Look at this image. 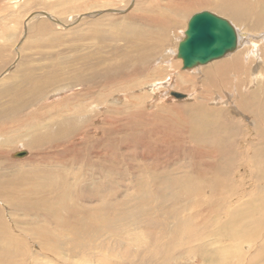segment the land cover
Instances as JSON below:
<instances>
[{"label": "bare ground", "instance_id": "1", "mask_svg": "<svg viewBox=\"0 0 264 264\" xmlns=\"http://www.w3.org/2000/svg\"><path fill=\"white\" fill-rule=\"evenodd\" d=\"M5 1H7V0H5ZM100 1H101L100 4L106 5L105 3L107 2V0H100ZM196 1L194 2L195 4L190 2V3L194 4L192 6H189V3L187 1H184V0H182V2H178V3H176V1H174V2L166 3L165 5L164 4L159 5V7H157V8L160 10V12H158V14L156 16H153V15L147 16L148 14L145 13L148 10L149 11L153 10V8L150 6L151 2L148 3V1H145V0L138 1L137 11H141L143 13L127 14L126 19L129 22H131V21L135 22V24L139 23V26L137 25V27H139V28L137 30H127L126 29L127 26L125 28H123V27L120 28L119 26H114L115 29H113V27L108 28V29L106 27H103L104 28V34H103V37L101 36L100 39L98 40V41H100L99 44L102 43V44L108 45L109 51L112 50L111 53L114 51V54L111 55V59H110L111 61L106 60L104 62V64L102 62H100V58H99L98 62H100V64H102V66H104V68H102V69L98 68L97 69L96 64L86 68V70L88 71L87 74H89V75H85L84 72L79 71L81 68L80 67L79 69L78 68L77 69L72 68V70H70L68 72L67 78H63V76H61V75L66 74V71H65V69L62 70L60 68L61 62L59 63V65L57 64V62H55L57 64V65L55 64L56 65L55 67L54 66H42L41 68L39 67L38 71H36L34 73H26L29 70L25 71V73H24L23 71L29 66L28 63H30L29 61L27 62V60L29 59V54H27L25 52V50L30 51V48L34 47L36 45H37L36 48H41L44 45V42H42L44 40H40L42 38H40L38 40L36 39L33 43L25 44L24 45V51H21L19 53L17 52L18 54L22 55L20 57V59H21L19 61L20 63L17 64L16 69L14 68L15 70L13 69L14 71H13L12 75L9 74V76H7L6 78H4L2 76L4 79L3 78L0 79V91L3 92V93L2 92H0V93H2V95H4V96L0 97V107H1L0 108V165L2 167H6L7 169H5V170L9 171V176H11L7 180H3L0 178V264H21L20 260H18L16 258L14 259V257L22 256V251L20 249V246L25 247L26 237L23 234H19L17 236L14 235L13 234L14 230H13L12 226L21 227V228H25V226H29L30 227L29 230L31 231V235L35 234L41 240V243H40V242H38V239H35L33 236H32L33 238H31L32 240H34L38 243L37 246L40 250V253L45 255V256L46 255L53 256L54 258H57L58 261H61V255L63 253L62 248L56 242L59 239L64 240L66 242V244H65L66 245V247H65L66 252L67 251L69 252V250H71V252H69V253H72L73 256H76V255L82 256L85 254L86 249L80 248L81 246H78L79 248H77L76 245H70V243H72L71 236L73 239L80 241L84 244H91L90 245V249L92 250L91 252H93V255H96V254H98L97 250H96L98 245L94 243L96 232L98 233V235H101V237H103L105 241L106 240L108 241V237H109L110 232H111V226H112L113 221L115 222V224H118V222H121L122 224H127L129 222L126 223V222H122V221L128 220L129 217H131V216L133 217V215L134 216H137L138 214L143 215L144 213H148V211L151 214L155 213L154 208H153L154 203H153V201L150 202V200L154 196L153 193H157L159 196L165 197L162 201V202H165V204L167 203V198H168V200H170V204H168V205L167 204L163 205L164 203L161 204V202L159 203L160 205L159 204L157 205L156 210H159L158 212L161 213V215L164 214L163 217H161V215H160V219H159L158 223L163 224L164 226H167L168 223L170 224L171 219L173 218L171 216L173 215L175 217V222H174L173 226L177 227V228H175V230L181 229L183 232V236L188 239V242L192 241L189 239L190 237L188 238V234H189L188 233V231H189L188 226H190V225L193 226V224H194V227L196 225V227H200V228L206 229L207 227L208 228L210 227V228L215 229L220 225V221H221V228L223 229V226H224L226 229L225 232H228V230L230 231L227 234L229 236L226 237L225 240L231 241V240H237V239L242 237V232H245L246 229H244V231H242L241 225L244 221L252 220L251 217H253L254 213L257 214L258 212H260L261 213L260 216H262V219L264 221V202L260 206H255L254 201H249V202L247 201L248 203H246V204H244V203L238 204L237 201H235L238 205L235 204V205H237L236 208L233 206L235 208L234 214L231 215L230 218L228 217V219L225 218L223 220L222 214H220L219 208L217 206L215 208L213 207V205H215V203H214L215 201H212L211 199H213V198H211L209 195L205 196L206 201H204L202 199V195H201V197L199 196L200 198H199L197 205H196L197 208H193V212H191V213H194L196 215L188 214L189 212L186 213L185 209L188 208L189 204L186 205V204L180 202V200L181 201L190 200V199H188L190 197L188 188L183 189L186 192L185 193L186 197L184 199L180 196V191L177 193L174 191V189H178V186H176L174 184H176L177 180H182L181 181L182 184H184L185 182L188 183V180L190 178V177H188V175H181V176L178 175V176L172 178V177H169V174H168V177L172 178V180L170 181L169 184H170V186H172V185L173 186L169 187V189H167V190H164L165 188L162 187V185H164V184H162V183L160 184L158 182V180H155V183H152L147 179V180H144L142 182H139L140 185L138 184V182H136V184H138V186L136 188L138 190V193L140 195H142V197L135 196V199L132 196V194L126 196V198L121 200V199H119L117 194L115 196V194L114 195H108V194H103V193L97 194V192H95L96 194H94L90 198V200L86 199L84 201V202L89 201V203H91L90 201L93 198L94 201L96 202V204L91 205V206L89 205L90 207L87 205H83L82 202L76 203V201H75V199L78 197V193H80V199L84 200L85 195L87 194L86 189H88V188H91L92 191H94V190H96V191L105 190V188L107 189L109 186L108 181H110V179L108 181H107V179L112 178L111 177L112 174L116 171L115 170L116 167L114 168V166L112 165V162H115L117 160V156L114 155L112 152V144L113 143L112 144L110 143L113 140V137L111 136V132L113 130H115L116 126L114 127L113 125L116 124V120L110 114H107V115H105L106 118H105V121L103 122L105 127L101 128L99 130H97L96 128L94 129L92 123L88 124V118H89L88 115L90 114V107H92V106L88 104L90 101L88 103L84 101L85 98H87L88 100H91V99H93L94 93L97 90H105L109 84H111L113 86H115V85L118 86L119 84L126 81L130 77L137 76V75L141 76V75L147 73L148 72L147 69L148 70L151 69V68L149 69L148 67H151L150 65L153 64L152 62H154V60L157 58V57H152L157 46L161 45L162 40L165 39L164 37L166 36V34L168 35L172 30L177 29L176 26H178L181 23L182 17L184 15H186V13L190 9L207 6V7L212 8L213 10L218 11L220 14L225 15V16L230 17V18H232L233 14L236 13V15H238L237 17L239 19H235V18H232V19L239 26L244 25V24L247 26L245 21L247 20L248 17H251V19L253 18V24L258 29H259V24L264 23V22L258 23L262 14H264L263 13L264 0H245V1L244 0H218V1H210V0L209 1H201V0L198 1V0H196ZM30 2L32 3V1H30ZM53 4H55V3H53ZM80 5H82V4H78L77 6L75 5L73 7V10L81 8ZM238 8H241V9L238 10ZM99 9L96 8L95 10L101 11ZM107 10L113 11V13H117V14H121V13L123 14L124 13V11H122L120 13L119 10L116 9V7L110 8V9L108 7ZM81 11H83V10L80 9V13H81ZM96 11L93 10L92 12H85V15H92L94 13H97ZM201 11H208V10H201ZM198 12H200V11H198ZM208 12H211V11H208ZM195 13H197V12H195ZM211 13H213V12H211ZM40 14H45V16H47L52 21L53 20L57 21L56 18H58L57 16H55V18L50 16L49 14L52 15L51 12L49 14H46V11L44 12L43 10L38 11L35 15H40ZM213 14L220 16L219 14H216V13H213ZM191 16H189V18ZM221 17H223V16H221ZM223 18L226 19V17H223ZM115 19L111 18L108 21H107V19H105L106 24H108V22L115 21ZM251 19H249V21H251ZM116 20H118V19H116ZM11 21H12V23H16V21H13V19H11ZM98 22H99V24H102L104 21H102V22L98 21ZM187 22H188V20H187ZM125 23L127 24L128 22H125ZM58 24H60V23H58ZM128 24H130V23H128ZM185 27L187 28V26H185ZM255 27L253 28V30L254 29L256 30ZM52 28L53 27L49 23L39 22L38 24L31 26L30 32L32 34H36L37 36H39L40 34L52 33ZM101 28H102V26L99 28V30ZM186 28L183 31L182 38L178 42V46H179V43L181 42V40L185 37ZM235 29H236V27H235ZM236 31H237V46H236V48L240 44V37L241 36H243L242 39H245L247 42H249V44L243 42V49L240 47L242 50L238 51L236 54L235 53H233V54L228 53L229 55H227L228 56L227 58H225L221 61H217L215 63H213V61H214L213 60V61H211L212 63L209 62L210 64H208L207 66L202 67L201 69H198L196 71V73H194V74L192 73L194 76H197L196 78L199 79L197 81L200 82V89H198L199 88L198 86L195 87L193 85L192 81H193L194 76H191V74L188 75V73H186V74H183L182 76H179L177 81H175V88L180 89V90H184V91H188V89L192 90V89L196 88L194 90V93L196 94V97H195L196 101L192 104H189V105H179V106L174 105V106H168L167 108L178 107V112L184 117V121H185L184 129L188 130V131L186 130L188 132V140L191 143H193V145L189 146L190 150L194 149V151L196 152L195 147H194V144H196L198 147L201 148L202 155L204 158L210 159V157H211L213 159L212 163L210 162L212 164L211 174L213 172L215 175L214 177L216 179L213 178V174H212V178L214 180L212 179L209 182L210 185H212L214 183H218L221 180L220 178H229L232 176H236V178L237 177L245 178V177L249 176V178H255V179H253L255 182L253 181L254 185H252V186H254L256 188V190L254 189L255 191L253 193V196L255 199L260 200L264 197V181L263 182H257V180H262L261 178H264V96H260V94L263 95L264 92H263V90L260 89L259 92L256 94V96H254V98L252 99L254 92L253 93H245L246 90H245L244 86H242L236 79V78H247V80H245V79L242 80V82L246 83V81H248V77H249V80H252L253 76L256 75V73L255 74L253 72L250 73L251 68L243 69V68L238 67L240 64L239 63L240 58L238 57L239 55H242V57H244L246 59V61L248 59L250 60L251 56H253V55H252V51L249 50V46L252 43V41H251L252 39L251 40L247 39V37H246L247 32L240 33L238 30H236ZM245 31H250V33H251L252 29L250 30L247 27ZM5 33H7V32H5ZM5 33L0 32V69L4 68L7 64H9L11 61V57H12V53L7 52L8 49H10L11 45L8 46V44L6 43L7 38L4 37ZM13 33L14 32L11 30L8 31V34H13ZM54 33H56V32H54ZM261 37L262 36H260L259 38H261ZM152 38L154 39V41H152L151 44H149V41L153 40ZM118 39H119V44L121 41L120 39H122V41L124 42V44L122 46L114 43V42L118 41ZM10 40H12V38ZM51 41H53V40H51ZM250 41H251V43H250ZM49 44L51 45V43H49ZM253 44L255 45L256 42ZM258 44H259V42H258ZM104 47L105 46H103V48ZM99 50L100 49H98V52H99L98 55L100 54V56H103L102 52L100 53ZM177 50H178V47H177ZM49 52H47L46 54L50 55L52 51L50 52V54H49ZM4 53H6V54H4ZM43 53H44V51H43ZM92 53H94V52H92ZM239 53H241V54H239ZM41 54H42V52H41ZM81 54L83 55V53H81ZM89 54H87V55H89ZM38 55H40V53ZM84 55H86V54H84ZM176 55L178 57V52H176ZM86 56H85V60L88 58ZM47 57H45V58L43 57L44 58L43 61ZM41 58H42V56H41ZM83 58H84V56H83ZM106 58H104V60ZM55 59L52 60V58H51V60H49V61L52 62ZM77 59H79V58H77ZM80 59H81V57H80ZM252 59H254V58H252ZM65 60H66V58H65ZM173 60H174V58H173ZM241 60H243V59H241ZM88 61H90V60H88ZM41 62H42V60H41ZM58 62H59V60H58ZM38 63H39V61H38ZM52 63H54V62H52ZM162 63L164 64V62H162ZM180 63H182L181 59H180ZM49 64H51V63H49ZM75 64H76V62H75ZM174 65L176 67L178 65V63H176ZM66 66L72 67V66H68V65H66ZM249 67H251V66H249ZM73 69H74V72H73ZM81 69L83 70V68H81ZM161 69L163 70V68H161ZM165 71L167 72L166 68H165V70H163V72H165ZM22 72L24 73V75H21ZM29 72H31V71H29ZM158 72H160V71H158ZM230 72H232V77H231V75L229 76ZM16 73L20 74V75H16ZM198 73L200 76L198 75ZM164 77H166V76L164 75ZM60 81H62V83L57 84ZM64 81L69 82V84L64 85ZM167 82H172V81L169 80ZM132 83H134V81ZM23 84H25V85L20 89L19 92H14L13 89H11V88H13L12 86H20ZM98 84H100V85H98ZM157 84H159V83H154L153 85L156 86ZM194 84H195V82H194ZM210 84L212 86L213 85L214 86L212 88H210L209 87ZM121 85H124V83H122ZM65 86L68 87V89H67L68 92L71 90V92L73 91L74 94L68 95L65 98V100L62 97L63 99H61L60 101H57L56 96L53 94L55 96L54 97L51 94V92L52 91H58V94L59 93L65 94L66 93L65 88H67ZM136 86L137 85H135V84H132L131 86L127 85V87H122L119 85L118 86L119 88H117V91H125L126 92V91L133 89V91L135 92ZM167 86H169V83L167 84ZM26 87H27V89H25ZM214 88H216L219 92V95H218V97H220L219 99H222L225 96H227L226 100L228 102L231 101L234 106H237V108H239V110L243 111L244 115L249 117V119L251 121V125L253 127V130L255 132V137L252 139L253 142L249 143L252 140L247 142V139L250 138L249 137L250 131L248 132V134H246L247 136H245L244 129H242L243 128L242 125L239 122H236V121L234 122L229 117L228 114H227V116L224 115L225 114L224 109L208 108L209 107L208 102L211 99L209 100L207 97L212 94V89H214ZM149 89H151V88H149ZM156 89H157V87H156ZM170 90H168V94L173 96L174 91H170ZM7 91H9V92H7ZM184 91H182L183 93L180 92L182 94V97H180V99H183V98L186 99V98H189V95L191 96V94L188 95ZM4 92H6V93L4 94ZM102 93L103 94H101L99 96V98L94 97L96 99H93L94 100L93 102L96 103V105L97 104L101 105V104H104V103H107L108 101H110L111 97L108 96L109 92L107 93V91H103ZM155 93L158 94L160 92L155 91ZM191 93L193 94V92H191ZM213 93H214V90H213ZM49 95L52 97L51 99H53V100L49 99ZM215 95L216 94L212 95L213 99L216 97ZM7 96L10 98H7ZM128 96H130V95L128 94ZM122 97H124V96H122ZM156 97H158V96H156ZM139 98L140 97L135 98V101L137 102V106L139 105V102H141L143 100V98H141V99H139ZM137 99H139V100L137 101ZM189 99L191 100V98H189ZM233 99L236 100V104H235V101H233ZM250 99H252V100H250ZM113 100H115L114 102H116L117 99H113ZM215 100H216V98H215ZM9 102L13 103V105H9L8 104ZM91 102H92V100H91ZM118 103H120V102H118ZM151 104H153V103H151ZM66 105L72 106V109H70L69 106H66ZM14 111L19 116H23L25 114V117L17 119V120H15V122L13 121L14 125H16V127H13L12 125H10L6 120L1 121V118H4L5 115H7L11 112H14ZM148 113L149 112L144 110V108L138 106L135 111H132L131 116H144ZM11 115H12V113H11ZM93 115H91L92 116L91 118L95 117V114H93ZM8 117H10V116H8ZM115 117H117V115ZM144 118H146V117H144ZM8 121H9V119H8ZM89 121H90V119H89ZM135 121H136V119H135ZM13 122L11 124H13ZM143 123H144V121L141 120L138 123H136V125H142ZM123 125L125 126V124H123ZM20 126L22 127V129L20 128ZM81 126L83 127L84 131H87L88 133L94 132L91 139L87 140L86 138L83 139L80 136L76 137L74 135V130L78 129ZM112 126H113V128H112ZM116 128H120V127H116ZM130 128L131 127H122L119 129V131H128ZM19 131L22 132L21 134L19 133L20 135L17 134ZM9 132H10V134H9ZM80 132H81V130H80ZM37 133H38V135H37ZM95 136H97V137H95ZM79 139H82V141H83V143H82L83 149L86 151L85 156H88L90 154V156H96V158L98 159V165H99L98 168L99 169L97 167H95V170H97V171H94V169H91L94 166H91L90 169L88 168L89 172L85 171V170H84L85 172L78 170L79 165L77 163L76 158L73 157V155L76 152H78V150H79V147H78V142L80 141ZM27 140H29L30 143L26 142ZM137 140H138V136L136 135L135 132L131 131L126 136L125 141L123 143L115 146V147L122 148L123 145H125V144H132V143L139 144V142H137ZM20 141H21V146H23L24 148H27V149L36 150L37 154L34 155L30 159V161H28L24 165H13V164H11L12 160L9 163V160L7 158V150L10 149L11 147H13L15 145V143H19ZM43 145H47L51 149V151L47 152V153H43V151L41 152L40 148ZM243 145H245V146L243 147ZM33 148H36V149H33ZM23 151L24 150L21 149V151H18L17 153H19V152L21 153ZM24 154H26V150H25ZM28 157H26V158H28ZM143 157L156 158V153H150V154H147ZM23 158H24V156H23ZM239 167H246L248 170L246 171V173H238L237 174V170ZM70 168H72L76 171H70L69 170ZM173 170H176V168H174ZM147 171H150L154 174V172L157 171V166H151L150 168L147 169ZM142 173H143L142 171H139L137 174H135V176H137L138 178H141ZM4 174H5L4 177H6V173H4ZM198 174H200V173H198ZM116 175L121 180H122V178H125V172H117ZM186 178H188V179H186ZM119 183H120V181H119ZM232 183H231V186L233 185ZM79 184L80 185L82 184V185L78 186ZM116 184H117V182H116ZM120 184H122V182ZM89 185H93L94 190L92 187H88ZM228 185H230V183ZM114 186H116V185L114 184ZM125 186H129V187L131 186L133 189V187H135V184L134 183L122 184V187H125ZM212 186H210V187H212ZM220 186H221V181H220ZM203 188L204 187H202V191H203ZM237 188L239 189V187H237ZM189 189H190V187H189ZM234 189H235L234 193H236L237 190L235 187H234ZM168 190H169V192H168ZM113 191H115L117 193L120 192L117 190H113ZM191 191H194V190L191 189ZM163 192L165 195H163ZM167 192H168V196H166ZM181 192H183V191H181ZM222 192H224V191H222ZM132 193L135 195L137 194V192L134 190L132 191ZM210 193H211V191H210ZM242 193H243V191H242ZM88 194H90V193H88ZM247 194H249V192ZM68 195L69 196L71 195L70 196L71 200L68 198ZM90 195H92V194H90ZM193 195L194 194H192V196ZM235 195L236 194H234V196ZM211 196L213 197V195H211ZM253 196L251 198H253ZM146 197H147V199H146ZM169 197H172L173 199H169ZM155 198H157V197H155ZM254 198H253V200H254ZM223 199H224V197H223ZM223 199L221 201H223ZM225 200H226V198H225ZM243 200H245V198ZM190 201L192 202V199ZM230 201H232V200H230ZM263 201H264V199H263ZM179 202H180L179 205L181 206L180 208H179V206H177V204ZM218 202H219V200H218ZM195 203H194V205H195ZM226 203H228V202L226 201ZM232 203H234V202H232ZM221 204H223V203H221ZM224 204H225V202H224ZM194 205H192V206H194ZM232 205H234V204H232ZM174 206H177L178 208H175ZM1 207L7 208L11 212V214L20 213L23 217L14 218L13 220H11V224H10L9 221L5 220V218H4L5 216L3 217V214H2L3 211L1 210ZM212 207L214 208L213 212H211V209H210ZM221 207H223V205H221L220 208ZM173 209H174V211H172ZM231 209H232V207H231ZM249 209L251 212H254L250 215L251 219H248V217L246 218L243 215V214H245V211L249 212ZM227 210H228V208H227ZM171 211L174 214H170ZM231 211H233V210H231ZM243 211H244V213H243ZM212 213H213L214 217L212 215V219H210L209 217L211 216ZM201 215H202V217H200L201 220H198L197 217L201 216ZM255 217H258V216H255ZM172 220H174V219H172ZM255 222L253 223V225H255ZM231 223L233 224V226H232L233 228L230 227ZM151 229L152 228H150V230ZM157 230H158V228H157ZM209 230H211V229H209ZM257 230H258V228H257ZM200 231H202V230H200ZM162 233H163V230H162ZM192 233H193V231H192ZM260 233H261V235H259V232H258L257 237L256 236L254 238L251 237V238L247 239L243 244L241 243V246L245 244L247 247L248 246H253V248L258 247V252L254 253V255L252 257H249V259L246 262H243L244 264H256V263L260 264V262L264 263V226H261ZM168 234L172 235V231L168 232ZM207 234H208V231H207ZM211 234H213V232ZM225 235H226V233H225ZM250 236L251 235H249V237ZM49 237L52 241L53 240L54 241L49 242L48 241ZM154 238H155V236H154ZM191 238H192V236H191ZM255 238H258L260 240L258 242H255V241H253ZM163 239H164V235H163L162 239L158 236L159 242H161V241L163 242ZM154 240H156V239H154ZM198 240H199V238H198ZM116 242H118V241H116ZM102 244L105 245L104 242ZM106 245H107V243H106ZM83 246H86V245H83ZM155 247H156V245H155ZM155 247H154V249H155ZM247 247H245V248H247ZM142 250L143 249H141V251ZM152 250H146V251L144 250L143 252H136V253L137 254L142 253L144 255H147V257H148L149 255L154 254ZM18 252H19V254H18ZM25 255L26 256L28 255V251L25 252ZM122 255H123V253H122ZM201 255L204 256L205 258H207V256H205L203 253H201ZM123 256H124L123 258H125L126 254ZM48 257H47V259H48ZM126 257H128V256H126ZM144 257L146 258V256H144ZM44 258L45 257H43V259ZM192 258H194V257L192 256ZM138 260H140V261H138ZM137 261L139 263H142L141 259H139V258L137 259ZM223 262H226V257L221 262H218L216 264H222ZM34 263H32V264H34ZM55 263H57V262H55ZM133 263L135 264V261ZM206 263H207V261H206ZM148 264H151V262Z\"/></svg>", "mask_w": 264, "mask_h": 264}, {"label": "rangeland", "instance_id": "2", "mask_svg": "<svg viewBox=\"0 0 264 264\" xmlns=\"http://www.w3.org/2000/svg\"><path fill=\"white\" fill-rule=\"evenodd\" d=\"M30 1H32V3ZM75 1L76 0H17V1L16 0H7V1L0 0V32H3V33L7 32V33H5L4 37L7 38L6 43L8 44V46L11 45L10 49H8L7 52L12 53L10 63L7 64L4 68L0 69V79L3 77L6 78L7 76H9V74L12 75L13 71L17 67V64L20 63L19 61L21 60L20 57L22 55L18 54V53L21 51H24V45L27 43H33L36 39L38 40L40 38H42L40 40H44V41H42V42H44V45L41 48H36V46H37L36 45V46H34L35 48L31 47L30 51L25 50V52L27 54H29V59L27 60V62L29 61L30 63H28L29 66L23 71L24 73H25V71H28V70L31 72L28 71L26 73H34V72L38 71L39 67L41 68L42 66H54L55 67L57 64L59 65V63L61 62L60 68L62 70L65 69V71H66V74L61 75V76H63V78H67L68 72L70 70H72V68H74V69L78 68L79 69L80 67L83 68L84 71L81 68L79 71L84 72L85 75H89V74H87L88 71L86 70V68L96 64L97 69L98 68L102 69V68H104V66H102V64H100V62H102L104 64V62L106 60L109 61L111 59V55L114 54V51L112 53H111L112 50L109 51L108 45H105L102 43L99 44L100 41H98V40L100 39L101 36L103 37V34H104V28L103 27H106L107 29L113 27V29H115L114 26H119L120 28H122V27L125 28L126 26L127 27L129 26L130 28L126 27L127 30H137L139 28V27H137V25L139 26V23L135 24V22H133V21L129 22L126 19V17H127V14H131V13H138V14L143 13L141 11H137L138 1H140V0H107V2L105 3L106 5L100 4L101 3L100 0H90V1L89 0H77L76 2ZM145 1H148V3L151 2L150 6L153 8L152 11L148 10L145 12L146 14H148L147 16H151V15L156 16L158 14V12H160V10L157 8V7H159V5H162V4L165 5L166 3L174 2V1H176V3L182 2V0H145ZM184 1H187L189 3V6H192L195 4L194 2L196 0L195 1L194 0H184ZM198 1H200V0H198ZM201 1H209V0H201ZM210 1H218V0H210ZM190 2H192L194 4H192ZM53 3H55V4H53ZM78 4H82V5H80L81 8L73 10V7L75 5L77 6ZM108 7H109V9L116 7V9H118L120 13L122 11H124V13L123 14L122 13L121 14L113 13V11L107 10ZM96 8L101 10V11H96L95 10ZM80 9L83 10V11H81V13H80ZM92 9L94 11H96L97 13H94L92 15H85V12H92L93 11ZM239 9H241V8H238V10ZM41 10H43L44 12L46 11V14H49L51 12L52 15L51 14H49V15L54 17V18H55V16H57L58 17V18H56L57 21L56 20H53V21L50 20L47 16H45V14L35 15L38 11H41ZM201 10H208V11H211L213 13L219 14L220 16L226 17V19L228 21H230L236 27V30H238L240 33L247 32V35H246L247 39H249V40L252 39L251 40L252 43L250 41L251 45L249 46V50L252 51L253 56H251L250 60L248 59L246 61V59L244 57H242V55H239L238 57L240 58L239 59L240 64L238 67L243 68V69L251 68L250 73L253 72L254 74L256 73V75L253 76L252 80H249V77H248V81H246V83L242 82V80H244V79L247 80V78H236V79L242 86H244V88L246 90L245 93H253L254 92L252 99L254 98V96H256V94L259 92L260 89L263 90V92H264V74H263L264 73V49H263L264 48V35H263L264 34V27H263L264 23L259 24V29H258L253 24V18L251 19V17H248L247 20L245 21L247 26L245 24L239 26L232 19V18L239 19L237 17L238 15H236V13L233 14L232 18H230V17H227L225 15L220 14L218 11L213 10L212 8L207 7V6L190 9L186 13V15H184L182 17L181 23L178 26H176L177 29L172 30L168 35L166 34V36L164 37L165 39L162 40L161 45L160 46L158 45L160 48L157 46V48L155 49L152 57H157V58L154 60V62H152L153 64L150 65L151 67H148L149 69L150 68L151 69L150 70L147 69L148 72L146 71L147 73L143 74L144 76L143 75L133 76L134 78L130 77L126 81L122 82V83H124V85H121L122 83L119 84L122 87H127V85L131 86L132 84H135V85H137L135 87V92L133 91V89L126 91V92L125 91H117V88H119L118 87L119 85L117 86L114 84L115 86H113V85L109 84L105 90H97L93 96V99H96L97 97L99 98V96L101 94H103L102 93L103 91H107V93L109 92L108 96L111 97L110 101H108L107 103H104L101 105H98V104L96 105V103L93 102L94 101L93 99H91L92 102H91V100H88L87 98L84 99V101L87 103L90 101L88 104L92 106V107H90V114L88 115L89 116L88 124L92 123L94 129L96 128L97 130H99V129L105 127L103 122L105 121V118H106L105 115H107V114H110L112 117L115 118L116 124L113 125L114 127L116 126V127H120V128H122V127H131V128L128 131H119L120 128L115 127V130H113L111 132V136L113 137V140L110 143L111 144L113 143L112 144V152L114 155L117 156V160L115 162H112V165L114 166V168L116 167L115 168L116 171L111 176L112 178H108V179L106 178L107 181L109 179L111 181V182L108 181L109 182L108 188L107 189L105 188V190L96 191V190H94L93 185H89L88 187H92L94 191H92L91 188L86 189L87 194L85 195L84 200L80 199V193H78V197L75 199L76 203L82 202L83 205H87V206H89V205L91 206V205L96 204V202L94 201L93 198L90 201L91 203H89V201L84 202L86 199L90 200V198L94 194H96L95 192H97V194H102V193L108 194V195H114L115 194V196L117 194V196L121 200L126 198V196L132 194V196L135 199V196L142 197V195H140L138 193V190L136 188L138 186V184L140 185L139 182H142V181L148 179L150 182L155 183V180H158V182L160 184L161 183L164 184V185H162V187L165 188L164 190H167V189H169V187L173 186V185L170 186V184H169L170 181L172 180V178L176 177L178 175L179 176L188 175V177L191 178V179L189 178L188 183L185 182L184 184H182L181 183L182 180H177L176 184H174V185L178 186V189H174V191L176 193L180 191V196L184 199L186 197V194H185L186 192L183 189L188 188L189 196H190L188 199H190V200L192 199V202L190 200H188V201L187 200L186 201L180 200V202H182L186 205L189 204L188 208L185 209V212L186 213L189 212L188 214H191V215L192 214L196 215V214L191 213V212H193V208H197L196 205H197V202H198L199 198L201 197V195H202V199L204 201H206L205 196H207V195H209L211 198H213V199H211L212 201H215L214 202L215 205H213V207L215 208L217 206L219 208V211H220V214H222L223 220L225 218L228 219V217L230 218L231 215L234 214L235 208L237 207L238 204H243V203L246 204L249 201H254L255 206H260L264 202L263 201L264 197L260 200H257L254 198L253 193L256 190V188L252 185H254L253 179H255V178H249V176H247L245 178H239V177L236 178V176H232L229 178H220L221 179L220 180L221 186H220V181L218 182L219 184L214 183V184H212L213 186L210 185L209 182L213 178L216 179L214 177L215 176L214 173L212 172L213 178H212V174H211V167H212L211 163H212L213 159L211 157H210L211 160L208 158H204L202 155L201 148L198 147L196 144H194L196 152L194 151V149L190 150L189 146L193 145V143H191L188 140V132H187L188 130L186 129L187 130L186 131L184 129V127H185L184 117L178 112V107L167 108L168 106L189 105V104L194 103L196 101V98H195L196 94L194 93V90L196 88H194L192 90L188 89V91L176 89L175 88V81H177L179 76H182L183 74H186V73H188V75L191 74V76H194L193 74L196 73V71L198 69H201L202 67H205L208 64L212 63V62H210V63H207L205 65H200L197 67H193L192 69H186L185 70V69H182V63H180V58H178L176 55L178 42L183 36V31L186 28L185 26H187L186 22H187L189 16H191L195 12H198ZM263 13H264V9H263ZM111 18H114V19L116 18L118 20L115 19V21L108 22V24H106L105 19H107V21H108ZM11 19H13V21H16V23H12ZM249 19H251V21H249ZM98 21H100V22L104 21L102 23L103 25L99 24ZM39 22L49 23L53 27L52 33L40 34L39 36H37L36 34H32L30 32L31 26L38 24ZM125 22H128L130 24H128V23L126 24ZM260 22H264V14H262L261 18L259 19L258 23H260ZM58 23H60V24H58ZM101 26H102V28L99 30V28ZM247 27L250 30L252 29V31H251V33L253 32L252 34L250 33V31H245ZM254 27L256 28V30L255 29L253 30ZM9 30L13 31L14 33L8 34ZM54 32H56V33H54ZM260 36H262V37L259 38ZM11 38H12V40H10ZM242 38H243V36L240 37V44L241 45L239 44L238 47L233 52H231L229 54H233V53L236 54L238 51L242 50L243 49V42L249 44V42H247L245 39H242ZM51 40H53V41H51ZM120 40H121L120 44H119V39H118V41H116L114 43L122 46L124 44V42L122 41V39H120ZM152 41H154V39L149 41V44H151ZM255 42H256V44L254 45L253 43H255ZM258 42H259V44H258ZM49 43H51V45ZM103 46H105V47L103 48ZM98 49H100L99 51H100V53L102 52L104 57L100 56V54L98 55V53H99ZM43 51H44V53H43ZM46 51L47 52L52 51L51 54L53 56L50 54V52H49L50 55L46 54L47 53ZM41 52H42V54H41ZM92 52H94V53H92ZM6 53H4V54H6ZM39 53H40V55H38ZM81 53H83V55ZM84 54H86V55L89 54V55L86 56ZM94 54L95 55L97 54V55L95 56ZM229 54H227V55H229ZM239 54H241V53H239ZM227 55L224 56V58H222V59L214 60L213 63L227 58L228 57ZM41 56H42V58H41ZM83 56H84V58H83ZM85 56L88 57L89 59L88 58L87 59L90 61H88L87 59L85 60ZM43 57L44 58L47 57L45 59L47 62L45 60L43 61V59H44ZM80 57L83 61L80 59ZM51 58H52V60L56 58L54 61H52L54 63L49 61V60H51ZM65 58H66V60H65ZM77 58H79L80 60ZM99 58H100V62H98ZM104 58H106V59L104 60ZM173 58H174V60H173ZM252 58H254L255 60ZM241 59H243V60H241ZM41 60H42V62H41ZM58 60H59V62H58ZM38 61H39V63H38ZM55 62H57V64ZM75 62H76V64H75ZM162 62H164V64ZM245 62L246 63L248 62V63L246 64ZM49 63H51V64H49ZM176 63H178V65L175 67L174 64H176ZM66 65L72 66V67H67ZM249 66H251V67H249ZM161 68H163V70H165V68H166L167 72L166 71L163 72V70ZM74 69H73V72H74ZM158 71H160V72H158ZM23 72L21 73V75H24ZM16 75H20V74L16 73ZM164 75L166 77H164ZM198 75H199V73H198ZM230 75L232 77V72L229 73V76ZM196 77L197 76L193 77L192 82H193V85L195 87L198 86L199 87L198 89H200V82L197 81L199 79ZM169 80L172 82H167ZM133 81H134V83H132ZM194 82L196 85L194 84ZM61 83H62V81L58 82L57 84H61ZM154 83H159V84L154 86L153 85ZM168 83H169V86H167ZM68 84H69V82L64 81V85H68ZM24 85L25 84L20 85V86H12L13 88H11V89H13L14 92H19L20 89ZM98 85H100V84H98ZM213 86L211 84L209 85L210 88H212ZM65 87H67V86H65ZM156 87H157V89H156ZM149 88H151V89H149ZM25 89H27V87ZM67 89H68V87L65 88V92H66L65 94H63V93L58 94V91H52L51 94L52 95L54 94L56 96L57 101H60L63 98L65 100V98L68 95L74 94L73 91L71 92V90H70L68 92ZM168 90L174 91L177 94H179L180 92L183 93L182 91L186 92V94H188V95L191 94V96L189 95V98H191V100L189 98H186V99L183 98L184 100L180 99V98H176V97L168 94ZM213 90H214V93H213ZM9 91H7V92H9ZM155 91L160 92V93H158L159 95L157 93H155ZM0 92H2V91H0ZM191 92H193V94ZM2 93H0L1 94L0 97L4 96V95H2ZM5 93L6 92H4V94ZM128 94L130 96H128ZM213 94H216L215 95L216 100H215V98L214 99L212 98ZM218 95H219L218 90L216 88L212 89V94L207 97L209 100L211 99L208 102V105H209L208 108L224 109V111H225L224 115L227 116V114H228L229 117L234 122L235 121L239 122L242 125V127H243L242 129H244L245 136H247L246 134H248V132L250 131L249 132L250 138L247 139V142L252 140L255 137V132L253 130V127L251 125V121H250L249 117L244 115L243 111L239 110V108H237V106H234L231 101L228 102L226 100L227 96H225L222 99H219L220 97H218ZM122 96H124V97H122ZM156 96H158V97H156ZM260 96H264V94L263 95L260 94ZM94 97H96V98H94ZM138 97H140L139 99L143 98V100L141 102H139L138 106L144 108V110L148 111L149 113L144 115V116H131L132 111H135L136 108L138 107L137 102L135 101V98H138ZM7 98H10V97L7 96ZM51 98L52 97L49 95V99L53 100ZM113 99H117L118 101L116 100V102H114L115 100H113ZM139 99H137V101ZM252 99H250V100H252ZM233 101H235V104H236V100L233 99ZM118 102H120V103H118ZM150 102L153 104H151ZM8 104L13 105V103H11V102H9ZM66 106H69V105H66ZM69 108L72 109V106H69ZM11 113H12V115H11ZM11 113H9L7 115L10 117L12 116L11 117L12 119L10 117H8L7 115H5L4 118H1V121L6 120L10 125H12L13 127H16V125H14L15 120L20 119L22 117H25V114L23 116H19L15 111L11 112ZM93 114H95L96 118L95 117L91 118L92 117L91 115H93ZM116 115H117V117H115ZM144 117H146V118H144ZM8 119H9V121H8ZM89 119H90V121H89ZM135 119H136V121H135ZM138 120L139 121L143 120L144 123L142 125H136V123L139 122ZM12 122H13V124H11ZM123 124H125V126ZM113 126H112V128H113ZM20 128L22 129L21 126H20ZM80 130H81V132H80ZM131 131L135 132L136 135L138 136L137 142H139V144L132 143V144H125V145H123L122 148L115 147V146L123 143L126 139V136ZM19 133L21 134L22 132L19 131L17 134L20 135ZM87 133L88 132L84 131L82 126L79 127L78 129L74 130V135L76 137L80 136L83 139H85V138L87 140L91 139L94 132H89L88 134ZM9 134H10V132H9ZM37 135H38V133H37ZM95 137H97V136H95ZM79 140H80L78 142L79 150H78V152H76L73 155V157L76 158L77 163L79 165L78 170H80V171L85 170V171L89 172L90 167L94 166L91 169H94V171H97V170H95V167H97V168L99 167L98 159L96 158V156H90V154L88 156H85L86 151L83 149V144H82L83 141H82V139H79ZM26 142L30 143L29 140H27ZM251 142H253V140L250 141L249 143H251ZM244 146L245 145H243V147ZM21 149H23L24 151L26 150V154L22 155L19 158H17V157L15 158L13 155L16 152L21 151ZM33 149H36V148H33ZM40 151L41 152L43 151V153H47V152H50L51 149L47 145H43L40 148ZM150 153H156V158L143 157V156L150 154ZM36 154H37L36 150L27 149V148H24L23 146H21V141L19 143H15V145L13 147H11L10 149L7 150V158L9 160V163L12 160L11 164H13V165H24L25 163L30 161V159ZM23 156H24V158H23ZM26 157H28V158H26ZM151 166H157V171L154 172V174L150 171H147V169L150 168ZM174 168H176V170H173ZM239 168L237 170V174L238 173H246V171L248 170L246 167H239ZM5 169H7V168L2 167L0 165V178L3 180H7L11 177V176H9V171H7ZM69 170L70 171H76L72 168H70ZM139 171L143 172L141 178H138L137 176H135V174H137ZM117 172H125V178H122V180L120 178H118L116 175ZM4 173H6V177H4L5 176ZM198 173H200V174H198ZM168 174H169V177H172V178H169ZM186 179H188V178H186ZM261 179L262 180H257V179L256 180H257V182H263L264 178H261ZM119 181H120V183L122 182V184L134 183L135 187H133V189L131 186L130 187L129 186L122 187V184H120ZM116 182H117V184H116ZM136 182H138V184H136ZM229 183H230V185H228ZM231 183L233 184L232 186H231ZM114 184L116 186H114ZM81 185L79 184L78 186H81ZM210 186H212V187H210ZM233 186L237 190L236 193H234L235 189ZM189 187H190V189H189ZM202 187H204L203 191H202ZM237 187H239V189ZM191 189L194 191H191ZM113 190H117L120 192L117 193ZM133 190L137 192L136 195L132 193ZM181 191H183V192H181ZM210 191L212 194L210 193ZM222 191H224V192H222ZM242 191H243V193H242ZM168 192H169V190H168ZM168 192H167L166 196H168ZM248 192H249V194H247ZM88 193H90L92 195H90ZM192 194H194V195L192 196ZM234 194H236V195L234 196ZM153 195L154 196L152 197L150 202L153 201V203H154L153 208H154L155 213L151 214L148 211V213H144L143 215H141V214H138L137 216L133 215V217L132 216L129 217L128 220L122 221V222H126V223L129 222L127 224H122L121 222H118V224H115V222L113 221L112 226H111V232H110L111 236L109 235L108 241L107 240L105 241L104 238L101 237V235H98V233L96 232L95 241H94V243L98 245V246L96 245L97 246L96 250L98 253L96 255H93V252H91L92 251L90 249L91 244H84L80 241L73 239L71 236L72 243H70V245H76L77 248H79L78 246H81L80 248L86 249L85 254L82 255L83 257L77 256L75 254L77 256L76 257V256H73L72 253H69V252H71V250H69V252L68 251L66 252V250H65L66 242L64 240L59 239L56 242L62 248L63 253L61 255V261H58V259L54 258L53 256H50V255L45 256V255L40 253V250L37 246L38 243L36 241L32 240L31 238L34 237L35 239H38V242H40V243H41V240L35 234L31 235V231L29 230L30 229L29 226H25V228L12 226V228L14 230L13 231L14 235L17 236L19 234H23L26 237L25 247L20 246V249L22 251V256L14 257V259L16 258V259L20 260L21 264H32L34 262H35L34 264H134L133 263L134 261H135V264H137V263L138 264H148L150 262H151V264H209V263L210 264H216L218 262H221L226 257V262H223L222 264H244L243 262H246L249 259V257H252L254 255V253L258 252V247H254V248H253V246L247 247L245 244L241 246V243L243 244L247 239H249L251 237H253V238L255 236L257 237L258 232H259V235H261L260 230H261V226H264L263 225L264 221L262 219V216H260L261 215L260 212L255 214L254 212H251L250 209H249V212L244 210L245 214H243V215L246 218L248 217V219L252 218V220H250L251 222L250 221H244L242 223L241 230L242 231H244V229H246V230H245V232H242V237L237 239V240H231V241L225 240V238L229 236L227 234L230 231L228 230V232H225L226 229L224 226H223V229L221 228V221H220V225L215 229L210 228V227L209 228L207 227L206 229L200 228V227H196V225L194 227V224H193V226L192 225L188 226V230H189L188 231V233H189L188 238L190 237L189 239L192 240V241L188 242V239L183 236V232L181 229L175 230V228H177V227L173 226V224L175 222V217L173 215L171 217H173L172 219H174V220L171 219L170 224L168 223L167 226H164L163 224L158 223L161 213L158 212L159 210H156L157 205L160 202H161V204L164 203L163 205H166V204L168 205V204H170V200H168V198H167V203L165 204V202H162L165 197H161L157 193H153ZM163 195H165L164 192H163ZM211 195H213V197ZM70 196L68 195V198L71 200ZM252 196H253L254 200H253V198H251ZM155 197H157V198H155ZM223 197H224V199H223ZM225 198H226V200H225ZM244 198H245V200H243ZM146 199H147V197H146ZM169 199H173V198L169 197ZM222 199H223V201H221ZM218 200H219V202H218ZM230 200H232V201H230ZM226 201L228 203H226ZM235 201H237L238 204ZM180 202L177 204V206H179V208L181 207L179 205ZM224 202H225V204H224ZM232 202H234V203H232ZM194 203H195V205H194ZM221 203H223V204H221ZM231 203L234 205H232ZM235 204H237V205H235ZM192 205H194V206H192ZM221 205H223V207L220 208ZM177 206H174V207L178 208ZM213 207L210 208L211 212H213V210H214ZM231 207H232V209H231ZM2 208L3 207H1V210L3 211L2 212L3 217L5 216L4 217L5 220L9 221L10 224H11V220H13L14 218L23 217L20 213L11 214V212L7 208H3V209ZM227 208H228V210H227ZM231 210H233V211H231ZM172 211H174V209ZM172 211L170 214H174V213H172ZM244 211H243V213H244ZM252 213H254L253 217L250 216ZM212 215H213V213L209 217L210 219H212ZM163 216H164V214L161 215V217H163ZM255 216H258V217H255ZM198 217H197V219L201 220L200 217H202V215L198 216ZM213 217H214V215H213ZM254 222H255L256 226L253 225ZM155 223L156 224L158 223V224L156 225ZM232 223L230 224V227L233 226ZM150 228H152V229L150 230ZM157 228H158V230H157ZM257 228H258V230H257ZM209 229H211V230H209ZM162 230H163V233H162ZM200 230H202V231H200ZM206 230L208 231V234H207ZM170 231H172V235L168 234V232H170ZM192 231H193V233H192ZM212 232H213V234H211ZM225 233H226V235H225ZM163 235H164L163 242L162 241L159 242L158 236L162 239ZM249 235H251V236L249 237ZM154 236H155V238H154ZM191 236H192V238H191ZM198 238L200 241L198 240ZM154 239H156V240H154ZM259 240L260 239L255 238L253 241L258 242ZM48 241L53 242L54 240L52 241L49 237ZM116 241H118V242H116ZM103 242L105 243V245L102 244ZM106 243H107V245H106ZM83 245H86V246H83ZM155 245H156V247H155ZM244 246L247 248H245ZM154 247H155V249H154ZM141 249H143V250L141 251ZM144 250L145 251L146 250H152L154 254L149 255L147 257V255H144L142 253H140V254L136 253V252H143ZM26 251H28L27 256L25 255ZM200 252L203 253L205 256H207V258L202 256ZM122 253H123V255L126 254V256H128V257L125 256V258H123L124 256L122 255ZM18 254H19V252H18ZM42 256L45 258L43 259ZM144 256H146V258ZM192 256L194 258H192ZM47 257H48V259H47ZM138 258L141 259L142 263L138 262L140 260L137 261ZM206 261H207V263H206ZM55 262H57V263H55ZM260 264H264V263L260 262Z\"/></svg>", "mask_w": 264, "mask_h": 264}, {"label": "water", "instance_id": "3", "mask_svg": "<svg viewBox=\"0 0 264 264\" xmlns=\"http://www.w3.org/2000/svg\"><path fill=\"white\" fill-rule=\"evenodd\" d=\"M236 46L237 31L230 21L208 11H200L188 19L185 37L177 52L182 60V69H192L223 58ZM173 96L180 98L182 94L174 92ZM24 152H16L13 156L19 158Z\"/></svg>", "mask_w": 264, "mask_h": 264}]
</instances>
